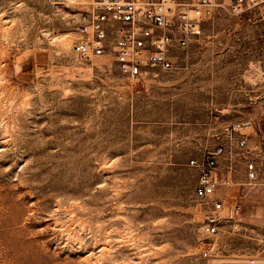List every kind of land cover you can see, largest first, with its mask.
<instances>
[{"label":"rangeland","instance_id":"rangeland-1","mask_svg":"<svg viewBox=\"0 0 264 264\" xmlns=\"http://www.w3.org/2000/svg\"><path fill=\"white\" fill-rule=\"evenodd\" d=\"M75 11L0 0V264H264V180L233 164L242 207L210 237L190 164L226 124L264 131V16L216 10L130 82L76 57Z\"/></svg>","mask_w":264,"mask_h":264},{"label":"built area","instance_id":"built-area-1","mask_svg":"<svg viewBox=\"0 0 264 264\" xmlns=\"http://www.w3.org/2000/svg\"><path fill=\"white\" fill-rule=\"evenodd\" d=\"M55 5L59 10L66 6L76 10V57L94 62L111 56L130 82L144 78L147 69L171 70L175 53L189 48L200 34L202 21L216 10L234 17L264 16V0H55ZM214 137L217 143L190 161L198 171L194 194L205 207L210 237L218 235L242 207L239 195L231 190L233 164L245 165L250 184L258 186L264 180V131L258 120L226 124Z\"/></svg>","mask_w":264,"mask_h":264},{"label":"bare ground","instance_id":"bare-ground-1","mask_svg":"<svg viewBox=\"0 0 264 264\" xmlns=\"http://www.w3.org/2000/svg\"><path fill=\"white\" fill-rule=\"evenodd\" d=\"M62 42H63V44L66 45V46H71V44L73 43V42H72V39L70 38V36H69V37H67V36L63 37V38H62ZM109 57H111V56H109ZM111 58H112V57H111Z\"/></svg>","mask_w":264,"mask_h":264}]
</instances>
